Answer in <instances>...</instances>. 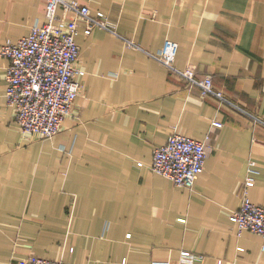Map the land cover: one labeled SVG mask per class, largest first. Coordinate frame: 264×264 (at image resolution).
<instances>
[{
    "label": "crops",
    "instance_id": "obj_1",
    "mask_svg": "<svg viewBox=\"0 0 264 264\" xmlns=\"http://www.w3.org/2000/svg\"><path fill=\"white\" fill-rule=\"evenodd\" d=\"M77 1L109 30L77 37L83 90L55 137L24 136L0 55V264H178L182 251L203 256L194 264H264L263 238L230 219L250 161L249 198L264 207V0ZM46 12V0H0V48ZM167 39L176 68L211 76L233 105L154 59ZM175 131L207 145L192 190L151 169Z\"/></svg>",
    "mask_w": 264,
    "mask_h": 264
},
{
    "label": "built area",
    "instance_id": "obj_2",
    "mask_svg": "<svg viewBox=\"0 0 264 264\" xmlns=\"http://www.w3.org/2000/svg\"><path fill=\"white\" fill-rule=\"evenodd\" d=\"M46 2V21L34 26L28 36L17 41L8 40L0 48V55L10 61L7 104L14 110L24 136L35 135L41 139H51L61 131L64 120L73 114L75 102L83 90L80 78L85 71L76 66L80 55L77 37L82 32L89 36L97 27L109 30L108 16L102 11L93 15L88 6L77 0ZM129 45L137 47L132 42ZM178 51V43L167 39L161 50L151 56L180 75L188 86L200 88L203 97L215 96L232 104L222 92L215 90L211 76L199 78L193 66L176 68ZM207 158L205 141L175 131L166 144L155 148L151 169L177 187L192 190L204 171ZM247 172L239 188L240 207L230 219L237 224L240 235L250 231L261 236L264 251V207L249 198V190L255 186L258 177L256 162H249ZM200 260L203 256L182 251L178 264H194ZM25 264L71 263L32 254ZM151 264H171V261L160 260Z\"/></svg>",
    "mask_w": 264,
    "mask_h": 264
}]
</instances>
